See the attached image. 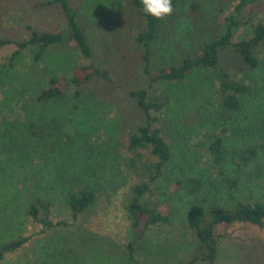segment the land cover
<instances>
[{
	"label": "rangeland",
	"instance_id": "374dc122",
	"mask_svg": "<svg viewBox=\"0 0 264 264\" xmlns=\"http://www.w3.org/2000/svg\"><path fill=\"white\" fill-rule=\"evenodd\" d=\"M130 1L66 0L90 47L89 58L73 42L46 46L37 62L26 52L14 55V44L0 47V249L18 237L28 238L5 253L0 264H187L197 245L184 219L188 205L200 203L205 195L220 205L231 204L223 186L211 190L207 185L218 181L216 173L188 154L204 133L224 135L229 153L257 147V158L240 170L228 153L224 175L237 178L236 199L243 200L249 191L264 194V45L256 50L254 69L244 67L230 47L220 52L221 66L241 75L248 86L237 112L220 107L207 70L180 83L157 82L149 88L158 68L177 64L208 42L235 0H178L172 15L160 22L147 65L138 58L143 50L133 37L140 18ZM191 2L199 4L198 12L189 8ZM244 16L253 23L264 21V0L251 11L245 9ZM64 25L60 7L48 0H0V39L21 42L31 32L55 33ZM243 30H236L232 42ZM88 65L107 79L92 75L77 97L68 89L60 99L35 101L50 76L81 77L80 68ZM138 89H154L168 99L153 114L152 125L161 131L172 158L149 183L150 201L168 221L142 232L136 256L129 261L123 205L131 185L147 181L145 164L151 159L140 156L132 165L122 145L124 136L144 123L128 96ZM28 123L34 125V137L28 136ZM180 176L198 177L205 190L190 195L176 189L174 179ZM79 189L92 191L94 200L72 219L65 195ZM36 198L49 203L50 228L42 230L27 214ZM216 231L221 237L213 264H264V226L234 223L218 225Z\"/></svg>",
	"mask_w": 264,
	"mask_h": 264
},
{
	"label": "trees",
	"instance_id": "16d2710c",
	"mask_svg": "<svg viewBox=\"0 0 264 264\" xmlns=\"http://www.w3.org/2000/svg\"><path fill=\"white\" fill-rule=\"evenodd\" d=\"M178 0H172V7L176 6ZM260 0H235L233 9L221 20L218 29L214 32L207 43H204L197 52L181 59L177 64L157 69V74L149 78V88L153 83H180L188 76L200 72L210 71L211 79L216 87L213 90V97L216 98L221 108L227 112H237L240 109V99L248 92V86L238 73L224 68L220 63V52L230 47L241 64L254 69L258 65L256 50L264 45V21L252 22L250 17H245V9L251 11V6ZM49 4L58 5L65 19L64 29L55 33L31 32L29 37L21 42H11L8 39H0V47L14 44L17 55L19 52L29 54L34 62H37L46 46L61 45L73 42L75 48L84 58L90 57V47L86 37L78 26L75 18L76 13L68 5L66 0H48ZM131 6L137 9L139 23L133 37L135 43L142 47L143 53L138 58L145 65L148 63L151 44L155 39L156 32L161 20L147 15L143 10L141 0H131ZM189 8L192 12H198L199 4L191 2ZM239 27H244L240 37L234 42L233 36ZM72 39H71V38ZM146 69H144L145 71ZM81 77L68 75L57 78L50 76L44 88L35 96L37 103H47L60 99L68 89L73 90V96L79 95V88L92 75L107 79L104 72L91 65L81 67ZM147 73V71H145ZM147 89L129 91L128 96L135 102L140 111L144 123L137 126L134 131L124 136L122 143L126 152L130 154L129 163L134 165L140 156H149L151 159L145 166L148 168L149 176L147 181L131 185L128 190L123 209L128 223L126 230L127 242L124 250L129 261H132L138 251L137 243L142 232L151 225L165 223L168 216L156 204L150 201L151 187L153 183L164 172L172 156L161 131L152 125L156 121L153 114L166 105L168 99L165 95H155ZM29 135L34 137V125H24ZM225 137L222 134L204 133L197 144L188 149V154L194 161H203L219 177L217 182H208L209 189H217L223 186L226 189L227 199L230 205H220L212 201L209 196H201L200 203H191L185 211L184 219L187 228L191 231L197 245L193 250L187 264L204 262L213 264L216 257L217 240L221 237L216 231L218 225H231L234 223L249 224L258 228L264 226V194L253 196L249 191L243 200L236 199L237 178L231 179L224 175L226 156ZM198 149V150H196ZM201 150V154L200 151ZM230 162L236 170L246 167L257 158L258 150L255 145L232 149L230 151ZM190 163H192L190 161ZM260 169L253 171L260 174ZM176 189L184 190L190 195L202 194L205 190L204 184L198 177H183L174 179ZM207 187V188H208ZM211 190H207L210 192ZM211 193L209 195H216ZM94 200V193L87 189L69 191L65 195V202L72 219L82 213L91 205ZM206 205V206H205ZM49 203L36 198L27 210L30 218L41 225L42 230L50 228L52 224L47 220ZM28 238L18 237L2 245L0 249V262L5 253L19 249Z\"/></svg>",
	"mask_w": 264,
	"mask_h": 264
},
{
	"label": "clouds",
	"instance_id": "9594fccd",
	"mask_svg": "<svg viewBox=\"0 0 264 264\" xmlns=\"http://www.w3.org/2000/svg\"><path fill=\"white\" fill-rule=\"evenodd\" d=\"M144 12L158 20L172 15V0H141Z\"/></svg>",
	"mask_w": 264,
	"mask_h": 264
}]
</instances>
